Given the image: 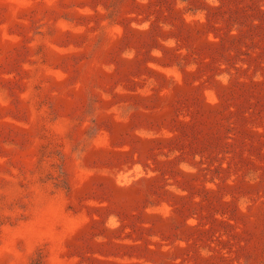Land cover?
<instances>
[{
  "label": "rangeland",
  "instance_id": "obj_1",
  "mask_svg": "<svg viewBox=\"0 0 264 264\" xmlns=\"http://www.w3.org/2000/svg\"><path fill=\"white\" fill-rule=\"evenodd\" d=\"M0 264H264V0H0Z\"/></svg>",
  "mask_w": 264,
  "mask_h": 264
}]
</instances>
